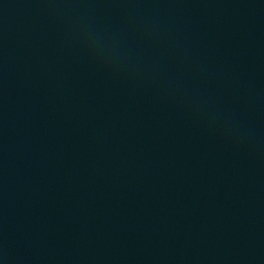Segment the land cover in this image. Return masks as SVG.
Listing matches in <instances>:
<instances>
[{
  "label": "water",
  "instance_id": "water-1",
  "mask_svg": "<svg viewBox=\"0 0 264 264\" xmlns=\"http://www.w3.org/2000/svg\"><path fill=\"white\" fill-rule=\"evenodd\" d=\"M0 264H264V0H0Z\"/></svg>",
  "mask_w": 264,
  "mask_h": 264
}]
</instances>
